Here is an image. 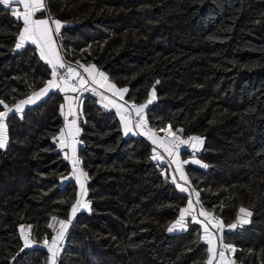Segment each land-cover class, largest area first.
Wrapping results in <instances>:
<instances>
[{
	"label": "trees",
	"instance_id": "16d2710c",
	"mask_svg": "<svg viewBox=\"0 0 264 264\" xmlns=\"http://www.w3.org/2000/svg\"><path fill=\"white\" fill-rule=\"evenodd\" d=\"M64 22L67 65L95 64L125 99L145 104L156 131L204 137L184 163L200 204L224 223L223 241L238 264L264 252V0H45ZM22 21L0 5V111L42 88L49 64L29 44L17 49ZM158 82V83H157ZM64 94L49 92L6 118L0 149V264H50L53 217L68 222L58 264H207V243L169 232L189 200L152 159L145 135H126L115 111L84 97L78 155L87 173V207L56 138ZM183 150L184 161L190 156ZM206 165V167L202 166ZM251 220L228 229L239 209ZM195 222L189 221V224ZM28 228L32 244L26 246Z\"/></svg>",
	"mask_w": 264,
	"mask_h": 264
},
{
	"label": "snow or ice",
	"instance_id": "6c2138e0",
	"mask_svg": "<svg viewBox=\"0 0 264 264\" xmlns=\"http://www.w3.org/2000/svg\"><path fill=\"white\" fill-rule=\"evenodd\" d=\"M21 5L22 11L17 8L13 10V15L22 21V30L19 33V42L16 44V48L20 49L25 46L26 42H31L36 45L39 49L40 58L45 60L51 66V79L46 82L44 88L39 92L34 93V97H29L27 100L21 101L19 105L16 106L15 111L21 112L22 106L30 103H35L42 96L47 95L52 89L59 90L61 92H77L80 89L85 91L88 90L86 87L91 81L92 84L98 85L99 87L105 88L107 91H111L112 95L118 97L120 101L124 100V94L128 92L127 88L118 89L115 84L107 83V76L105 73L100 72L96 69L95 65L85 66L80 65L84 69V72L88 74L87 78L81 76V74L74 68L67 66L61 59L55 40L54 35H58L61 29V21L55 19H37V12L47 11V5L45 0H0V5H3L6 8L11 9L12 5ZM52 25H55L53 29ZM67 68L66 74L61 75L59 69ZM158 83V82H157ZM95 91V89H92ZM64 99L67 101V113L65 114V129L60 132V143L64 147H71L73 156L75 155V148L73 147L75 143V136L79 133V129L76 127V119L69 120L68 117H75L76 112L73 109V97L65 96ZM102 100H107V103H104V107L108 108L109 106L117 110V114L120 116V120L123 123L125 134L133 132V128L141 129L140 134L147 135L148 139L157 147L162 148L164 152L168 154L169 157H172V163L177 165V171L179 172L180 179L184 180L187 183V177L179 161V151L181 146L191 147L193 150H198V144H202L200 137L192 136L188 139L182 138L178 133L182 132V129H173L169 125L165 129H161L165 133L164 136H158L156 132L152 131L151 128L147 127L148 121L145 119L144 113L145 109L148 107V104H151L153 99H155V92L153 91L152 95L148 99L147 103L132 104L131 108L126 107V103H119L115 99H109L107 97L101 96ZM3 101H0V104H3ZM7 111H0V149L5 148L8 135H7V125L6 118L13 109L8 108L7 105H4ZM64 105L61 106V111L63 112ZM135 112L137 119L133 122L132 113ZM155 151V149H154ZM153 159L162 160L163 157L160 155L153 156ZM195 164H200L199 160L193 159L191 161ZM183 163H188L184 161ZM79 164L78 160L73 159V173L72 175L80 183V195H86L84 191L83 178L87 176V173L82 171H77V165ZM206 167V165H202ZM173 183L176 184V187L179 188L181 192H188L189 190L183 185L176 181V177H172ZM196 200H188L187 206L180 209L179 219L168 228L169 232H172L177 227L184 228L186 218L190 217L192 221L196 223L203 224L204 237L203 240L208 244L209 259L207 264H213V261L219 256L221 264H223L225 258V250L231 248L230 245L223 244V230L224 223L222 220L216 219L210 212H207L201 208L198 212L195 210V205L200 203L199 192H195ZM78 207H87V204L82 203L80 200H77L76 204L72 205L71 213L74 216L78 210ZM239 212L242 214L241 217H238L239 223H247L246 219H243V216H250L251 213L244 208H240ZM198 217H204V221L198 219ZM53 221H56L57 218L53 217ZM206 221V222H205ZM59 224L61 230L56 236H53L51 239V244L47 239H45L44 244L48 247V251L52 253L51 264H56V256L58 254L59 241L63 239L64 232L67 229V224L65 221L60 220ZM211 229H215L216 232H213ZM237 225L234 223L229 225V228L234 229ZM53 227V225H49ZM29 242L26 238V246ZM218 244L220 250H218ZM234 250V249H233Z\"/></svg>",
	"mask_w": 264,
	"mask_h": 264
},
{
	"label": "crops",
	"instance_id": "0c3cea01",
	"mask_svg": "<svg viewBox=\"0 0 264 264\" xmlns=\"http://www.w3.org/2000/svg\"><path fill=\"white\" fill-rule=\"evenodd\" d=\"M17 8H19L21 11H22V6L21 5H16V4H13L12 5V7H11V9H12V13H13V10H15V9H17ZM35 18H37V19H55V20H59V19H57V18H55V17H53L51 14H49L48 12H46V11H44V12H37L36 13V17ZM60 21V20H59ZM61 29L63 28V26L65 25L64 24V22H62L61 21ZM23 26V25H22ZM52 27H53V29L55 28V25H52ZM61 29H60V32H61ZM21 30H22V28H21ZM20 30V31H21ZM54 40H55V43H56V46H57V49H58V52H59V55H60V57H61V59L63 60V62L66 64V62H65V60H64V57H63V53H62V48H61V34L59 33L58 35H54ZM19 42V35H18V40H17V43ZM29 44H31V45H33L34 47H36V45H34V44H32L30 41L29 42H26L25 43V46L26 45H29ZM24 46V47H25ZM23 48V47H22ZM36 49L38 50V53H39V49L36 47ZM40 55V54H39ZM67 65V64H66ZM90 65H95V64H89V65H85V66H90ZM67 66H69V65H67ZM70 67H72V68H74V69H76L80 74H81V76H84L85 78H87V76H88V74L86 73V72H84V69L82 68V67H80V65H78V64H75V65H70ZM95 67H96V69L98 70V71H100V72H103L101 69H99L96 65H95ZM62 71H63V73H66L67 72V68H63L62 69ZM104 73V72H103ZM105 75L107 76V74L105 73ZM89 83H91V81H89ZM107 83H110V84H115L108 76H107ZM46 85V84H45ZM45 85L42 87V88H44L45 87ZM116 85V84H115ZM116 87L118 88V89H123V88H120L119 86H117L116 85ZM42 88H40V89H38L37 91H35V92H33V93H31L28 97H26V98H24V99H22L21 101H24V100H27L29 97H34V93H36V92H39ZM53 90H56V89H52L51 91H53ZM104 90L106 91V97L107 98H109V99H115V100H117L119 103H125V102H127L126 103V107H128V108H131V105L132 104H134V103H131V102H128L126 99H125V94H124V100L123 101H120L119 100V98L118 97H115V96H113L112 95V92L111 91H107L105 88H104ZM50 91V92H51ZM59 91V90H58ZM63 94H64V97L65 96H71V97H73V109H74V111L76 112V115H75V117H68V119L69 120H71V119H76V127L80 130V126H79V118H80V116H81V114H80V112L78 111V105H76L75 104V102H77L78 101V103H79V101L81 100V97H80V95H79V91H77V92H67V93H65V92H62ZM49 94V93H48ZM46 96V95H45ZM45 96H42L39 100H37L35 103H37V102H39L41 99H43ZM20 101V102H21ZM107 101V100H106ZM20 102H18L17 104H15V105H13V106H11V107H8V108H11V109H13V111L12 112H10V113H13V112H15V113H18V114H21L23 111H24V109L25 108H27L29 105H32V104H35V103H30V104H26V105H23L22 106V111L21 112H16L15 111V108H16V106L17 105H19L20 104ZM64 109H63V112L61 111V113H62V115L64 116V118H65V114L67 113V101L64 99ZM63 105V104H62ZM61 105V106H62ZM137 106H139L140 104H136ZM5 111H7V109H5ZM9 113V114H10ZM119 116V115H118ZM144 116H145V119H146V109H145V113H144ZM134 117H136L135 116V112H133L132 113V118H133V122H135V118ZM119 118H120V116H119ZM65 124H66V120H65ZM123 124V123H122ZM148 125V124H147ZM169 126V125H168ZM168 126H166L165 128H167ZM165 128H163V129H165ZM65 129V125H64V127L62 128V130H64ZM123 129H124V126H123ZM175 130V129H174ZM125 132V131H124ZM154 132H156V134L158 135V136H164L165 135V133L163 132V131H161V130H159V131H156V130H154ZM141 133V129H137V128H133V132H130V133H128V134H126V135H144V134H140ZM179 134V133H178ZM77 136V135H76ZM76 136H75V143H74V145H73V147L75 148V155L73 156V152H72V148L71 147H64V146H62L61 145V143H60V134L57 136V138H56V143L58 144V146L60 147V149L63 151V153H64V156L70 161V162H72V159L74 158V157H76L77 155H78V143H77V140H76ZM145 136H147V135H145ZM197 137H200L201 138V140L203 141L202 142V144L204 143V137H202V136H197ZM202 144H198V150H193L192 148L189 150L191 153H190V156L188 157V159L186 160V161H192L193 159H196V160H198V158L197 157H195L198 153H199V150L201 149L202 150V148H203V146H202ZM154 149H155V151H154ZM154 149H153V153H152V159H153V156H156V155H160V156H162L163 157V159L162 160H157V159H153L155 162H157V163H159V164H162V165H166L165 167H164V169H163V171L165 170V172L164 173H169V175H170V178H171V180H172V177L173 176H175L176 177V181L178 182V183H180L181 185H183L184 187H186V184L187 183H189L190 184V186L192 187V189L195 191V192H197L194 188H193V186H192V184H191V182H190V180H189V178H188V176H187V174H186V170H185V166H184V160L182 159V157H181V155L179 154V157H178V159H179V161L181 162V166H182V168H183V171H184V173H185V175H186V177H187V183L184 181V180H181L180 179V175H179V172L176 170L177 169V165L175 164V163H172V157H169L168 156V154L166 153V152H164V150L162 149V148H159V147H157V145H154ZM79 172V171H78ZM72 173H73V170L71 171V178H74L75 180H76V182H77V184H78V188H79V191L81 190L80 189V183L77 181V179L72 175ZM87 178L85 177V178H83V183H84V186H85V180H86ZM87 189V188H86ZM86 192V191H85ZM84 197L86 196V195H83ZM189 199H190V196H189ZM85 200H86V198H85ZM87 204V203H86ZM187 206V205H186ZM185 206V207H186ZM184 208V207H183ZM201 208H203V210H205V211H207L200 203L199 204H196V208H195V210L198 212ZM208 212V211H207ZM189 221H192L191 220V218L190 217H188L187 218ZM198 219L199 220H201V221H204V217H198ZM192 222H194V221H192ZM206 222V221H205ZM66 224H67V228H68V222H65ZM196 223V222H195ZM199 226H201L202 227V229H203V224H201V223H197ZM58 225H60V224H58ZM209 227H210V229H211V225H209ZM60 230H61V226H60ZM67 230V229H66ZM213 232H216V230L215 229H211ZM204 235H205V233H204V230H203V232H202V235H201V238H203L204 237ZM204 241V240H203ZM205 242V241H204ZM206 243V242H205ZM228 245H230L231 246V248H229V251L230 252H235V247H234V245H231V244H228ZM209 246H208V244H207V248H208ZM234 249V250H233ZM218 250H220V247H219V244H218ZM234 256H229V257H227L226 255H225V258H224V264H229L230 262V264H234L233 263V261L231 260L232 258H233ZM218 258H219V256H217L216 257V259L213 261V264H216V261L218 260ZM208 262V261H207Z\"/></svg>",
	"mask_w": 264,
	"mask_h": 264
},
{
	"label": "rangeland",
	"instance_id": "374dc122",
	"mask_svg": "<svg viewBox=\"0 0 264 264\" xmlns=\"http://www.w3.org/2000/svg\"><path fill=\"white\" fill-rule=\"evenodd\" d=\"M121 88H127V87H121ZM63 105H64V103H62ZM75 104L76 105H78V111L80 112V114L82 115V112H81V110H82V104H83V98H81V100L79 101V103H78V101L77 102H75ZM78 143V142H77ZM72 171V170H71ZM80 171V170H79ZM82 172H84V171H82ZM163 172H165V170L163 171ZM85 173V172H84ZM87 178V177H86ZM86 188H87V179L85 180V186H84V191H86ZM185 188H187L189 191L187 192L188 194H189V196H190V199H192L193 201H195L196 200V196H195V191L192 189V187L190 186V184L189 183H187L186 184V187ZM80 192H81V190L79 191V198H78V200H80L82 203H84V204H86L87 203V201L85 200V197L84 196H81L80 195ZM76 204V203H75ZM88 205V204H87ZM86 208V207H85ZM195 208H196V205H195ZM242 208H244V209H246L248 212H250L251 213V211H250V209H248L247 207H242ZM216 218H219L220 219V217L219 216H217V215H215L214 213H212ZM241 213H239V216L238 217H241ZM73 215H71V219L70 220H72L73 219ZM57 218V217H56ZM243 219H246L247 220V223H249L250 222V220H251V215L250 216H243L242 217ZM179 219V215H178V217L172 222V224L169 226V227H171L177 220ZM59 221H60V219L59 218H57V220L56 221H53V219L51 220V225H53V228L55 229V234H54V236H56L58 233H59V231H60V225H58L59 224ZM65 221V220H64ZM67 222V221H66ZM236 224L237 226L234 228V229H236V228H240V227H242L243 225H245V224H247V223H239L238 222V218L236 219V221H234L233 223H231V224H229V225H232V224ZM228 225V226H229ZM28 228H25V230H27ZM190 230V231H192L193 233H195L196 235H197V237H198V239H202V241H203V238H201V235H202V232H203V229H202V227L201 226H199V225H195L194 223H192V224H189V220L186 218V221H185V226H184V228H179V227H177L176 229H174L173 231H180V230ZM228 229H232V228H229L228 227ZM66 232H67V230L64 232V236H63V239L62 240H60L59 241V244H58V248H59V251H58V254H57V256H56V264H58V257H59V255H60V253H61V250H62V246H63V243H64V241H65V238H66ZM24 240H25V244H26V238H24ZM27 241L29 242V244H32V240L31 241H29L28 239H27ZM45 241V240H44ZM48 242H49V245L51 244V240H48ZM44 243V242H43ZM28 244V245H29ZM258 254L261 256V259H260V262L258 263V264H264V252H258ZM235 257H233L231 260L233 261V263L234 264H238L237 262H236V260L234 259ZM209 259V255L207 256V260ZM231 263V262H230ZM229 263V264H230ZM50 264H51V256H50ZM216 264H221V262H220V259L218 258V260L216 261ZM223 264H224V262H223Z\"/></svg>",
	"mask_w": 264,
	"mask_h": 264
},
{
	"label": "built area",
	"instance_id": "2783aa9c",
	"mask_svg": "<svg viewBox=\"0 0 264 264\" xmlns=\"http://www.w3.org/2000/svg\"><path fill=\"white\" fill-rule=\"evenodd\" d=\"M49 66H50V65H49ZM50 68H51V66H50ZM62 69H63V68H62ZM62 69H59L60 74H61V75L66 74V73H63ZM86 87L88 88L87 91H85V90H83V89L78 90V91H79V95H80L81 98H84V97H93V98H95V99L97 100V102L99 103V105H101L104 109L109 110V111H115V112H117V110H116L115 108L111 107V106H109L108 108H105V107L103 106L104 103H107L106 100H102V99H101V96L106 97V91L104 90L103 87H99L98 85H95V84H92V83H89ZM92 89H95V91H92ZM134 118H135V120L137 119V117H134ZM147 127H148V128H151L152 131H154V129H153L149 124L147 125ZM80 133H81V129L79 130V133H78L77 136H76V140H77V142H78V147H79V144H80ZM179 135H180V134H179ZM181 136H182V135H181ZM192 136H200V135L190 134V135H188V136H182V138H184V139H188L189 137H192ZM202 137H203V136H202ZM203 144H204V143H203ZM203 144H202V146H203ZM190 149H191V147H188V146H181L180 151H179V154L181 155V153H182L183 150H190ZM200 151H201V149L199 150V152H200ZM73 159L79 161V164L77 165V171H79V170H80V171H83V168H82V165H81V160H80L79 155H77V156L74 157ZM73 159H72V162H71L72 170H73ZM81 210H83V207H78L77 212H79V211H81ZM77 212H76V213H77ZM211 214H212V213H211ZM75 215H76V214H75ZM75 215H74V216H75ZM212 215H213V214H212ZM213 216H214V215H213ZM214 217H215V216H214ZM73 218H74V217H73ZM215 218H216V217H215ZM216 219H218V220H222L221 218H220V219H219V218H216ZM224 228H225V227H224ZM24 237L27 238L29 241H31L32 236H31V234H30V232H29L28 229L24 231ZM223 244L228 245V244H227L226 242H224V241H223ZM63 246H64V243H63ZM63 246H62V249H63ZM234 247H235V246H234ZM235 248H236V247H235ZM234 254H235L234 251H233V252H230L229 249H226V250H225V255H226L227 257H229V256H234Z\"/></svg>",
	"mask_w": 264,
	"mask_h": 264
}]
</instances>
